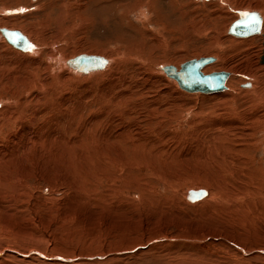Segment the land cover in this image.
<instances>
[{
    "label": "rangeland",
    "instance_id": "rangeland-1",
    "mask_svg": "<svg viewBox=\"0 0 264 264\" xmlns=\"http://www.w3.org/2000/svg\"><path fill=\"white\" fill-rule=\"evenodd\" d=\"M137 2L0 0V29L22 31L36 51L17 49L0 31V166H4L0 167V246L12 250L6 263L203 264L210 252L234 250L212 238L237 236L235 229L221 222L227 208L207 212L210 197L201 207L188 204L184 197L189 186L208 185L188 173L186 166L195 159L184 157L183 150L192 143L196 129L226 117L229 110L209 109L211 103L198 98L205 92L196 91L198 96L187 98L185 108L161 118L150 107L169 108L166 102L177 95L163 81L151 84L149 75H164L165 63L178 67L192 59L213 57L202 68L205 74L226 71L230 73L227 83L234 81L240 88L253 85L255 75L264 76V21L254 36L238 37L229 29L241 11L264 10V5H238L231 12L224 8L228 17L223 14L226 20L214 24L211 12L218 11V4L180 0L192 2L181 19L169 0ZM80 54L101 55L112 64L99 73L77 72L67 63ZM143 92L151 94L144 97ZM156 92L159 100L154 103ZM122 126L127 128L119 136L140 134L134 142L128 138L132 142L128 149L121 136L112 138ZM258 157L264 160V153ZM232 185L236 189L240 183ZM182 236L201 237L207 244L182 242L178 238ZM138 242L145 248L134 253V246L141 245ZM30 251L42 254L22 255Z\"/></svg>",
    "mask_w": 264,
    "mask_h": 264
},
{
    "label": "bare ground",
    "instance_id": "bare-ground-1",
    "mask_svg": "<svg viewBox=\"0 0 264 264\" xmlns=\"http://www.w3.org/2000/svg\"><path fill=\"white\" fill-rule=\"evenodd\" d=\"M145 1H146V3H149V4L152 3V0H145ZM197 1H202L204 4H207V6L209 3L218 4V9H217L218 11H214L213 13L211 12V14L213 15L212 17H214V20H215L214 24L219 23L220 22L219 20H221L222 18L226 20V18L228 17L226 14H224V12H225L224 8H228L229 11L231 12L232 10H236L238 5L239 6H243V4L246 6H249L251 4L264 5V0H230V2L227 0H197ZM139 2H143V0H138L137 3H139ZM181 2H180V0H169V5L171 6L173 13H179L178 17L183 19L185 17V15H187V13H188V12H186V11H188L187 10L188 6L192 2L190 4L181 3ZM263 9H264V6H263ZM124 11H125V9H124ZM140 13H141L142 17H145L146 14H144L145 11L143 12V9H142V11L140 10ZM225 13H227V12H225ZM246 13L257 14V17L259 19V21H257V22L261 23L260 31L258 33L248 35V36H254L256 34H259L262 30V25H263V21H264V15H263L264 10H260V11L259 10H244V11H241L238 19L244 17ZM220 14L222 16H223V14L226 15L225 16L226 18H224V16L222 17ZM149 17H147V19H149ZM147 19H146V22L148 24L152 25L153 24L152 19L151 20H147ZM159 19H163V18H159ZM182 28L184 29V25L181 27V29ZM230 29H231V27H230ZM230 29H229L230 34H233V35L238 36V37H248V36H243V35L231 33ZM1 30H2V28L0 29V31ZM10 30H12V29H10ZM175 31H176V29H175ZM20 32H22V31H20ZM1 34L3 36L2 31H1ZM24 36L27 37L26 35H24ZM28 41H29L30 45L26 49H20L14 45L13 46L19 50H22V51H26L27 49H31V50L35 51V47L32 46V43L30 42L29 39H28ZM154 43L155 42H153V44ZM165 43H164V46H165ZM220 43H221V41L219 39V44ZM157 44H158V41H157ZM156 46L159 47V44ZM80 55L90 56V54H80ZM80 55H78V56H80ZM94 56H101V55H94ZM102 57H104V56H102ZM137 58H141V56H138ZM69 60H68L67 66L71 67L72 69H74L77 72L79 71L82 73H87V72L99 73L103 69L109 67L110 63H111V61L109 63V60H111V59L108 60V58H106L107 63L103 68L91 69L87 72H84L80 69H76V68L72 67L71 65H69ZM61 63L64 65L66 62L61 60ZM148 63H149V61H148ZM170 63L169 64L165 63L163 65L161 64L163 67L160 66V67L164 68V72L166 74L163 73L164 75H162V76H152L154 74L149 75L150 76L149 82H151V84L157 82L160 85V82L163 81L162 83H164V85L167 87V90H169L171 94L174 93L177 95L176 98L174 97L173 101L166 102V104L169 105V108H166V109L160 111L159 108L154 107L155 109H153L152 107H150L152 112L154 111L157 113V111H159V113H161L160 117L163 116L162 114H164L166 116V114H168V112L180 111L182 108L186 107V104L188 101L187 98H194V96L195 97L198 96L196 93H194L196 91H190V92H193L192 94L189 93L188 91H184L185 89L180 87L177 79H174V77L167 74V72L165 70L166 66H173L176 68V70H180L181 69L180 67H182V66H180L181 64H179L180 67L179 66L177 67V65H173ZM162 68H160V69H162ZM202 68H204V66ZM116 69H118V68H116ZM255 73L258 74V72H255ZM255 73H253V74H255ZM100 74H102V73H100ZM250 75H251V73H250ZM118 76L119 75H117V77ZM229 76H230V73H229ZM255 76H256V79L253 78L254 79V81L252 82L253 85H251V83L244 84L243 87H245V88H240L236 85H233L234 81L227 83V81H228L227 80L226 81V87H224L223 89H221L219 91H215V92H208V93L205 92L206 94L202 93L199 95L198 98L201 99V100L199 99L200 102L204 103L205 101H207L208 103H211L210 104L211 106L209 107V109L221 107L224 110H229V112H228V114H227V112L225 114L223 113L224 116H226V117H216L211 122H209L208 124H205L204 126H200V127H202V129H200V130L196 129L197 131L193 132L191 137H190V139H192L191 144H193V145L191 146V144L189 143L190 146L188 148L185 147L186 149L183 150V156L186 155V156H189V157H192L195 159V162L192 166H186L188 173L191 174L195 179L204 180L208 185V187L203 186V185H201V186L199 185L197 187H190L189 186L188 188H186V191L184 192L185 193L184 197L187 200L186 202L188 204L194 206V207H201V205L205 204V201L208 200L210 197L209 203L206 205L207 212L210 211L211 208H214V210L217 213L219 211L224 212L223 210L225 208H227L228 211L226 213L227 214L226 218L221 219V222L223 220V222H225L224 223L225 227H232L233 229H235V232H237V236L232 235V234H224V235L220 234V235H216V236L212 237L216 241H221V242L227 244L228 246L233 247L235 252H233L234 250L232 251L231 249H229L231 251L230 252L227 248H226L227 249L226 250L225 247H224L225 250L222 249V250H224L223 253L210 252L209 257H208V261L207 260L202 261L203 264H264V160L262 158L258 157V153H264V76H262L260 74H258V76L257 75H255ZM114 77H112V78H114ZM253 77H254V75H253ZM122 78L120 77L118 79H122ZM157 78H159V79L156 80ZM134 87H136L137 90L140 89V91H142L141 86H134ZM142 87H144V86H142ZM227 87H228V89L225 90ZM128 91H131V88H129ZM148 92H143L144 97H145V95L148 94ZM159 93L160 92H156V99L154 100V103L159 100V97L157 96ZM211 93H215V94L208 95ZM140 94L142 95V93H140ZM149 94H151V93H149ZM149 94H148V96H149ZM123 95H124V93L121 94L122 97H123ZM241 96L245 97L244 100H241ZM139 100H141V98ZM144 100L146 103L149 104V106L154 104L152 102V100H151V102L147 101L146 99H144ZM145 102H144V104H145ZM228 102H230V104ZM244 102L246 103L247 106L245 105V108L241 109V106L244 104ZM118 103L123 104L121 101H119ZM212 103H214L215 105ZM136 104L143 106L142 102H139ZM165 106H167V105H165ZM13 108H15V107H13ZM125 108H128V107L125 106ZM215 113L218 114L217 111ZM139 114H141V113H139ZM170 114H172V113H170ZM130 115H128V116H130ZM132 115H134V114H132ZM121 116H122V114H121ZM130 119L131 118H129V120ZM102 122H104V121H102ZM140 122H142V121L141 120L136 121V123H138V124ZM134 123H135V121H134ZM131 127H133V126H131ZM118 128L119 127H117L118 131L112 136V138H114L115 140H118L119 137L121 136L122 141H124L126 144V148H127V145H129V143L131 142V140H129V139H132L133 140L132 142H134V140H139L138 135H140V134H138V135L136 133L133 134V132H132V134H131V132L130 133L128 132L129 135L126 133V134L119 136V132L124 133V131H126L127 127L122 126L121 131ZM132 130H133V128H132ZM139 131H141V130L139 129ZM127 135H128V137H127ZM142 135L143 134H141V136ZM135 137H136V139H135ZM146 137H147V134H146ZM143 138H144V136H143ZM161 140H163V138ZM24 142H25V140H24ZM136 144H137V142H136ZM26 146H29V145H26ZM134 146L136 148V145H134ZM17 147H19V146H17ZM147 147H148V145H147ZM12 148H14V147H12ZM24 148H25V146H24ZM132 148H133V146H132ZM152 148H153V146H152ZM17 149L18 148H16V150ZM20 149L21 148H19L18 151ZM154 149L156 150V148H154ZM25 150H27V148ZM30 150H31V148H30ZM98 150H100V149H98ZM163 150H165L164 147H163ZM158 151H159V149H157V152ZM165 151L168 152V149ZM160 152H162V149ZM159 155L161 156V153ZM159 155L158 156L154 155V156L159 158ZM162 155H164L163 152H162ZM186 156H184V157H186ZM139 157H141V156H139ZM170 157H172V156H170ZM173 159H174V157H173ZM2 160H3V158H2ZM163 160H166V158ZM5 162L8 163V161H6V160H5ZM155 162H157V161L155 160ZM159 162H161V160H159ZM104 163H106V160H104ZM150 166H148V168ZM0 167H4V166H0ZM250 177H252V180H250ZM253 178H256V179L253 180ZM248 179L250 181L247 183H248V185H251V186H247V183L245 182V180H248ZM235 181L236 182L238 181L240 183V185L237 186L236 189H234L233 185H232L233 183L235 184ZM227 192H229V193L227 194ZM143 196H144V194H143ZM224 200H225V205L223 203ZM236 222H238V224ZM150 237L152 238V236H150ZM154 237L155 236L153 235V238ZM178 238L184 239V240H182V242L187 240V243H193L196 245H202V244H204L205 241L207 244V240L204 238H201V237L182 236V237H178ZM155 239H157V238L155 237L154 240ZM160 239L163 240L164 238H160ZM139 244H141V245L137 244V245H135L137 247L134 246V249H135V251L133 250L134 253L137 250L139 251L141 248L144 247V244H142V243H139ZM209 244H210V242H209ZM146 247H147V245H146ZM200 248H201V246H200ZM131 249H133V248H131ZM211 249H213V248H211ZM10 251H12V250L8 247L0 246V264H16V262L6 263L7 261L11 260L12 256L7 255V253ZM30 253L31 254H33V253L42 254L40 251H30L29 253L28 252H22V255L28 256ZM18 254L20 255V252H18ZM6 258H8L9 260H7ZM58 258L62 259L64 261H72V259H67L66 257H58ZM198 259H199V257H198ZM20 261L23 262V260L21 258H20ZM200 263H201V261H200Z\"/></svg>",
    "mask_w": 264,
    "mask_h": 264
},
{
    "label": "water",
    "instance_id": "water-1",
    "mask_svg": "<svg viewBox=\"0 0 264 264\" xmlns=\"http://www.w3.org/2000/svg\"><path fill=\"white\" fill-rule=\"evenodd\" d=\"M257 21H259L257 14L246 13L244 17L237 19L232 24L230 32L243 36L258 33L261 23ZM1 31L11 44L20 49H26L30 45L27 37L18 30L3 28ZM213 61V57L192 59L183 63L180 70H176L173 66H166L165 70L167 74L177 79L180 87L187 91L215 92L226 87L229 73L220 71L205 74L202 67ZM261 62L264 63V54L261 57ZM106 63V58L94 55H80L69 60V65L84 72L103 68Z\"/></svg>",
    "mask_w": 264,
    "mask_h": 264
}]
</instances>
